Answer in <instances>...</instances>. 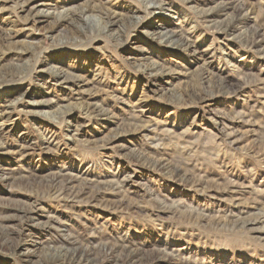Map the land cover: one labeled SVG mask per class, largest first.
<instances>
[{
  "label": "rangeland",
  "instance_id": "374dc122",
  "mask_svg": "<svg viewBox=\"0 0 264 264\" xmlns=\"http://www.w3.org/2000/svg\"><path fill=\"white\" fill-rule=\"evenodd\" d=\"M23 1L0 0V93H32L37 87L46 91L50 86L59 87L50 78L58 66L69 75H84L93 89V93L85 95L92 97L97 92L100 107L87 116L78 108L80 102L72 98L61 103L62 108L51 109H72L75 118L66 123L72 132L78 129L77 141L65 135L66 123L60 125L58 120L42 114L26 118L18 109L10 113L4 126V135L10 142L17 136H30L35 130L47 133L52 127L63 134L56 140L57 150L33 152L23 160L0 149V210L6 215H17L19 212L11 206L25 203H35L38 209L30 223H21V234L15 235L16 241L25 240V245L17 253L1 251L0 259L9 257L7 263L20 264V253L34 250L40 257L48 258L52 237L77 233L91 238L102 233L107 237L130 236L144 249L158 248L168 256L188 259L191 264H264V240L254 230L264 228V191L256 192L264 188V49L250 52L246 45V36L253 29L260 30L258 39L264 38V0H247L254 7L248 21L235 33L225 38L220 35L218 39L215 37L221 33L210 27L202 12L213 9L221 0H156L162 3L155 6L157 12L162 9L163 14L153 10L146 13L145 6L150 2L144 0H29L38 4L32 8L34 12L29 7L24 9ZM42 2L52 15L40 12ZM135 9L138 13L133 12ZM135 15L142 16L140 20L147 26L155 21V16L161 17L156 23L183 26L193 34L198 50H187L179 41L152 38L142 30ZM231 15L232 10L213 24L222 25ZM17 31L19 34L13 37ZM138 58L143 63L158 60L160 69L139 68ZM97 89H108L112 95ZM65 92L72 97L75 94L68 88L57 90L58 95ZM114 95L118 98H112ZM4 97H0V103ZM101 106L107 109L100 111ZM137 114L140 116L135 119ZM228 132H235L240 139L238 145L228 138ZM114 136L115 147L102 146ZM98 137L103 140L97 145L85 141ZM154 149H160L159 154L150 152ZM210 151L214 158L209 157ZM133 152H142L144 157L136 161L128 156ZM216 156L219 158L214 162ZM158 159L166 163L162 169L155 164ZM174 165L180 174L175 173ZM193 166L203 167L204 184L200 186L195 183L200 175L192 172ZM26 168H35L38 174L58 169L70 174L93 171L125 184L124 193L130 201L107 204L106 198L91 199L89 191V196H83V203L66 198L35 202L30 193L36 192L31 191L32 187L24 190L15 184V178ZM224 169L233 178L244 180L237 191H224L225 186L229 188L227 177L219 175ZM211 179L222 183L212 187ZM37 185L33 188L37 189ZM216 191L219 195L211 196ZM220 198H227V202ZM230 199L236 202L231 203ZM159 205L182 206L208 217L231 211L233 220L217 223L187 219L180 214L159 215ZM17 223L10 224L17 227ZM32 240L37 241L36 247ZM36 260L31 264H53L41 262L38 256Z\"/></svg>",
  "mask_w": 264,
  "mask_h": 264
},
{
  "label": "bare ground",
  "instance_id": "6f19581e",
  "mask_svg": "<svg viewBox=\"0 0 264 264\" xmlns=\"http://www.w3.org/2000/svg\"><path fill=\"white\" fill-rule=\"evenodd\" d=\"M15 1L22 2V0H15ZM144 1H147V4L150 2V4L145 6L146 11H147L146 13H149L150 11L153 10L154 13L163 14V11H161L162 9H159L160 11L157 12V9L155 7V6H158L159 4H160L159 7L162 6L161 2H156V0L155 1L144 0ZM185 1L186 2H192L193 0H185ZM209 1H212V0H209ZM213 1H217V0H213ZM241 2L242 1H239V0H232V1L221 0V2H218V4L216 3L217 5L213 9L211 8L209 10L202 12V18H204L205 21L209 23L210 27L213 30L215 29L216 32L221 33L217 37H215V39H218L221 36H224V38H225V37H227V34L235 33L236 30H239L241 28V26L248 21V19H249L248 14L250 12L253 13L254 7L247 0L244 1L245 2L244 4H242ZM37 5L38 4L33 2V1L24 0L22 6L24 7V9L29 7L32 10V8L36 7ZM47 5H48V3H47ZM40 7H41V9L39 8L40 12H42L43 15H46V16L52 15V13L49 12L50 10L44 6L43 2L40 5ZM230 10H232V15L230 16V18L228 20L224 21V23L222 25L213 24V23H216V21L221 16L226 15L228 13V11H230ZM40 12H39V14H40ZM133 12L138 13V11L136 9ZM140 15L139 16L135 15L136 19H137V23L139 25H142V27H143L142 30L145 29L144 32L147 35L150 34V36L152 38H158L162 41H167V42L179 41L187 50H192V49L195 51L198 50L199 46L197 45V42L192 40L193 34L189 33V31H186L183 26L179 27L177 25L173 26V24L165 25L164 23H162V24L156 23L158 20L161 19L160 16H155V21H153L151 24H149L147 26V25L142 24V22H141L142 20H140L142 16H140ZM256 19L257 18H255V21H256ZM180 21H182L181 18H180ZM182 23L184 24V21H182L181 24ZM33 26H31V27H33ZM258 30H259L258 28L253 29L250 31V34L246 36V38H247L246 45L250 49V52L261 51V49H264V44H263L264 38L258 39L257 35L260 31V30L259 31ZM18 34H19V32L17 31L15 34H13L14 35L13 37L17 36ZM259 36H260V34H259ZM9 38H12V35ZM30 44H32V43H30ZM209 46L211 47L212 45H209ZM130 55H132V54H130ZM152 57H150V58H152ZM144 58L148 59V57L147 58L144 57ZM157 61L143 63L142 60L138 58L136 63H137L139 68L144 67V70H151V71L156 70L157 71L158 69H160V66H161V64H159V62H157ZM205 63L207 65L208 69L211 71L210 64H209V61H207V59L205 60ZM50 69H51V67H50ZM156 71H154V72H156ZM50 78L56 84H58L59 87L57 85L50 86L48 88L49 90H47V91L44 90L43 87L42 88L37 87V89L35 91L33 89L32 93H30V92L26 93V91H24L23 93H19V90H15V91L9 92V93H8V91H7V93H4V92L0 93V97L5 95V97H4L5 99L3 100V102H4V104H6V105H2L3 102L0 103L1 104L0 105V112H1L0 118L2 119V121L0 123V149L4 150L6 153L11 152L14 155H18L19 158H22V160H23V159L31 156V153H33V152H40L41 153L45 150H47V151H52L54 149L57 150V148H59V146H57L56 140L59 141L60 135L63 134V132L61 130H58L57 128L52 127V128L48 129L47 133L35 130V132L31 131L29 133L30 136L25 135V134L22 135V137L17 136L18 138L16 137L17 138L16 140H14L13 142H10L8 140V138L6 137V135H4V133H5L4 132L5 131L4 126H6L5 124H6L7 120L10 118V113L12 111H15L17 109L21 110L22 112H24L26 118H30V117L33 118V116L37 115V114L46 115L49 118L54 119L55 121L58 120L57 122L60 123V125H62V124L66 123V120H68L69 122H72L73 118H75V115L72 112V109L70 108V110H69L68 106H66L68 110H64L66 108H64L63 110L60 109L58 111H56L54 109L56 112H53V110H51V109L55 106H59L61 103L69 102L70 100H72V98H75L77 101L80 102L79 103L80 107H78V108H80L83 112H85L83 114H85L87 116L92 115V113L95 112L96 109H99L100 101H99V97H98L99 95L97 96V92L92 97L85 95L86 93H93V89L90 87L91 82H88V80L85 79L84 75H82V74H79V75L74 74V76L71 74L69 75V73L66 72L63 68H61V67L58 68V66H56L55 69L51 71ZM71 78H74V80H72ZM89 81H91V80H89ZM65 88L71 89L73 92H75L73 97L70 96V94H67V92L62 93V95L57 94L58 89L60 91H62ZM99 90H101L103 93L107 92L109 94L108 89H103V90L99 89ZM99 90L97 89L98 92H99ZM29 94H31V95H29ZM210 96H213V95H210ZM112 98H118V97H117V95H114ZM97 99H98V102H95L94 100H97ZM61 106H59V107H61ZM105 109H107V108L102 107L100 109V111H104ZM112 111L113 110H111V113H112ZM139 116L140 115L137 114L134 116V118L139 117ZM246 117H247V115H246ZM249 119H251V118H249ZM249 119H246V120H249ZM65 127H66L65 135L68 138H72L74 141H77L76 140V132L78 129H76L75 132H72L70 130L71 126H69L67 123H66ZM141 128H142V126H141ZM145 128L146 127H144V129ZM166 130H169V129H166ZM168 133H169V131H168ZM224 134H226V133H224ZM147 135H149V133ZM194 135H195V133H194ZM227 135H228V138L231 139L233 144H237V145L239 144L240 139L236 138L235 132H231V133L228 132ZM214 136H216V135H214ZM214 136H213V138H215ZM114 138H115V136L107 139V141L103 145L102 144L101 145L103 147H106L109 149L115 147L116 146L115 139L117 140V138H115V139ZM101 140H103V138L98 137V138L93 139V140L88 139L85 141L87 143L91 142L94 145H97ZM189 141H191V140H189ZM210 141H212V140H210ZM202 143H204V142H202ZM207 143H208V141H207ZM117 144H119V143H117ZM190 144H192V143H190ZM110 146H112V147H110ZM190 147H191V145H190ZM120 149H122V148H120ZM211 149L214 150V148H211ZM158 150H160V149H158ZM158 150L154 149V150H150V152L153 151V153L157 154ZM263 150H264V148H263ZM207 152L208 151L206 150L205 153H207ZM195 153H197V152H195ZM199 154H197V157ZM212 154L213 153H211V151L208 153L209 157L211 155V157L214 158V156H212ZM129 155L131 158H134V160H136V161L141 160L144 157V154L142 152H137V153L133 152L131 154L129 153L128 156ZM180 155H177V156L180 157ZM186 155H188V154L186 153ZM181 156L184 157V155H181ZM200 156H202V155L200 154ZM205 156H206V154H205ZM217 157L219 158V156H216V159L213 160V158H212V160L215 162L217 160ZM158 158H160V157H158ZM144 159H146V158H144ZM161 159L160 160L158 159L157 162H155V164L157 163V166H159L162 169V167H164L166 165V163H165V161H162ZM186 159L189 160L188 157ZM149 160H148V162H149ZM197 160L195 162H197ZM200 160H202V159H200ZM205 160H209V159H205ZM179 162H180V160H179ZM143 163H144V161H143ZM188 163H187V165H188ZM211 163H213V162L211 161ZM200 164H201V162H200ZM222 164H223V162H222ZM2 165L3 164L0 161V169H2ZM217 165L218 164H216V166ZM165 168L167 169V167H165ZM175 168H177V167L175 166ZM175 168H173V169L175 170ZM186 168H188V167H186ZM180 169H182V168H180ZM192 169H193L192 172H195V174L200 175V177L198 179H196V181L193 179L195 181V183L198 182V186H200L201 183H203L201 180L203 178L201 175V172L203 171V167L198 168L197 166H193ZM35 170H36L35 168H26L25 173H21L20 175H18V177L15 178V184L18 186L19 189L25 190L26 186H27V187H32V188H30L31 191L32 190L36 191V192H30L31 195L33 196L35 202H37V200H44L46 198L56 199V200L66 198L67 200H78L76 202L80 203V201L84 198L83 196H85L89 191L91 192L90 194H92L91 195L92 197H90L91 199L94 198L96 200H99V199L102 200V199L106 198L107 204H110V203L116 204L117 202H118V204L119 203L123 204L125 199H128V200L130 199L127 196V194L124 193L125 191H127V189L125 188L126 187L125 184L120 183L118 181H114L112 179L102 177L101 174L93 172V171L88 172V173L85 172V173H78V174H70L68 172H64L62 169H58V170H50V171L45 170L46 173L38 174L37 172H35ZM189 170H191V169H189ZM175 171H174L175 173L180 174L179 167ZM186 171H188V170H186ZM186 171H185V173H186ZM207 172H205V173H207ZM12 173H15V172H12ZM220 173H221V174H219L220 176L225 175V177H227V180H228V181L226 180L225 183L226 184L228 183L229 188H227V186H225L226 189L223 188L224 191H226L228 189L231 191V193L235 192V191H237L236 189L239 186L238 184H242L244 181L243 179L238 180L237 178H233L234 175L226 169L221 170ZM190 175H192V174H190ZM184 176H185V174H182L181 179H184ZM208 176H209V174L208 175L206 174L207 179H208ZM214 178H215V176H214ZM181 181H185V180H181ZM210 181L213 182V184H209L210 186H212V185L218 186L219 185L218 182H221L222 180L219 181L217 179H211ZM187 182H188V180H187ZM204 182H205V180H204ZM207 182H209V181H207ZM35 184L39 185V186L37 185V189L33 188ZM193 184H192V186H193ZM205 184L207 185L206 182H205ZM41 186L44 187L45 191ZM193 187H195V186H193ZM208 189H209V187H208ZM263 189H256V192H258V190L264 191ZM201 191H202V193L205 192V190H203V189ZM89 195H86V196H89ZM214 195L217 196V195H219V193L217 194V191H216L211 196H214ZM111 196H113V197H111ZM134 198L136 199V197H134ZM232 198H233V196H232ZM236 198L238 199L239 197H235V199ZM231 199H230L231 203L236 202V201L233 202L234 199L233 200H231ZM221 200L227 202V198H222ZM130 205H132V204H130ZM138 205H140V204H138ZM127 206H128V204H127ZM129 207L130 206H128L127 208H129ZM11 208L14 211H18L19 214H17V215L16 214L15 215H6V214H3L2 210H0V253H1V251H6V250L12 251L13 253H17L18 250L25 245L26 241L25 240H21V241L17 240L16 241L15 235L19 236L21 234V232H22L21 223L25 222V225L27 223H30L36 217L37 212H38V209L36 208L35 203L34 204L33 203H25V204H20V205L17 204V205L11 206ZM138 208H141V206H139ZM183 208H182V206L166 207V206L159 205L157 207V211L159 212V215L165 214V213L169 214V215L180 214L181 217L187 218V219L208 220V221L217 222V223L222 222V220L223 221L225 220L224 222H227V221L231 222V220H233L231 211L230 212L225 211L224 214L223 213L221 214V212H220L216 216L211 215L210 217H208L205 214L196 213L198 211L195 212L193 210L186 209V208L183 209ZM131 209H132V207H131ZM151 211L153 212L152 209H151ZM150 216L152 217V215H150ZM260 216L262 217L261 214H260ZM260 216H254V218L260 219ZM153 219H154V217H153ZM12 221H18V223L20 224L19 225L20 227L19 226H17V227L11 226L10 223H12ZM258 222H260V221H258ZM251 223H254V222H251ZM254 230H256V232L258 233L257 237H259L261 240H264V228H254ZM50 241H52L50 244V248H51L50 249V257H48V258L40 257V255H37L36 250H34L32 252L28 251V252H24L22 254L20 253V264H31L33 262H36V261H38V260H36L37 256L39 259H41V262L45 263L46 261H51L53 264H109V263L112 264V262H114L115 264H191L190 260H188V259H187L188 260L187 261L185 258L183 259L181 256H179V257L174 256V255L168 256V253L162 252L158 248H154V249L153 248H150V249L145 248L146 249L145 250L142 246H140V244H141L140 242L136 241L135 239H133L127 235H123L120 237H113L110 235L109 237H107L101 233L100 235L94 234L91 236V238H88L84 235H78L77 233H71L70 235H68L65 238H63L61 236L52 237ZM31 243L34 247H36L38 245L37 241L32 240ZM147 252L151 255V256H149L150 258L148 257ZM8 258L9 257L3 256L2 259H0V264H9V263H7Z\"/></svg>",
  "mask_w": 264,
  "mask_h": 264
}]
</instances>
